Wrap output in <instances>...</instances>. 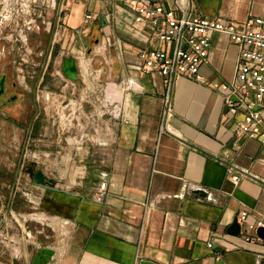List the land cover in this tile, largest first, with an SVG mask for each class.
I'll use <instances>...</instances> for the list:
<instances>
[{"label":"crops","instance_id":"1","mask_svg":"<svg viewBox=\"0 0 264 264\" xmlns=\"http://www.w3.org/2000/svg\"><path fill=\"white\" fill-rule=\"evenodd\" d=\"M59 1L46 25L54 31L47 62L58 41L66 49L80 44L81 37L86 45L95 38L92 55L106 64L98 72L105 70L113 79L105 99L121 90L115 101L119 114L96 139L92 136L77 176L56 179L41 171L54 184L34 182L41 195L28 202L40 212L22 217L44 222L59 235L46 243L22 229V239H8L25 246L14 256L17 263H263V239L249 242L245 232L228 234L241 212L248 214V224L264 222V144L240 132L243 114L228 113L226 93L214 88L236 81L238 48L225 36L212 37L199 75L176 80L175 115L167 132L161 126L167 83L160 75H140V53L151 45L123 0ZM194 6L205 16L240 26L251 17L264 18V0H195ZM89 91L94 98V88ZM261 113L264 119V108ZM241 172L248 176L233 182ZM102 183L107 189L101 199ZM18 197L10 194L5 203L19 210ZM5 203L0 195V210ZM4 223L0 219V235Z\"/></svg>","mask_w":264,"mask_h":264},{"label":"rangeland","instance_id":"2","mask_svg":"<svg viewBox=\"0 0 264 264\" xmlns=\"http://www.w3.org/2000/svg\"><path fill=\"white\" fill-rule=\"evenodd\" d=\"M30 1L10 0L8 3L10 8L28 11ZM49 1L37 0L35 6L31 5L33 10L43 12L47 22L55 17L53 9L60 8L59 0ZM53 34L42 21L39 30L29 33L22 34L11 28L0 32V76L2 72L9 74L17 84V93L24 97V105L20 102L13 105L16 113H0V195L3 203L10 194L19 196V210L11 209L6 203L0 210V219L5 222V232L0 235V264H22L17 263L14 256L23 253L25 246L8 240L13 235L16 241L18 235L22 239V229L42 242L56 240L59 234L45 227L44 222H26L23 218H27L26 214L40 212L30 209L28 202H35L41 195L40 189L35 187L34 176L38 171L56 179L63 175L67 180L77 176L82 153L90 145L92 136L96 139L118 113L115 101L121 90L116 88L117 95L112 96L111 102L105 99L108 84L113 79L108 78L105 70L98 72L106 64L96 63L97 57L92 55L97 45L95 38L86 45L85 38L81 37L80 44L71 48L68 45L66 49L62 48L64 42L58 41L55 43L57 53L48 63L46 56ZM70 57L78 63V80L74 82L61 70L64 59ZM44 73L39 85V77ZM89 86L94 88V98L89 94ZM45 153H49L47 157Z\"/></svg>","mask_w":264,"mask_h":264},{"label":"built area","instance_id":"3","mask_svg":"<svg viewBox=\"0 0 264 264\" xmlns=\"http://www.w3.org/2000/svg\"><path fill=\"white\" fill-rule=\"evenodd\" d=\"M10 0H0V32L8 28L22 34L47 25L41 10H33L37 0H31L28 11L10 8ZM48 2H50L48 0ZM195 0H123L133 22L144 27L143 35L151 45L141 51L142 64L138 67L142 77L160 75L167 83L163 101L162 130L169 132L173 111V91L179 78H194L199 75L201 65L208 61L212 37L222 35L238 48L239 59L235 82L216 84L215 89L226 93L225 107L228 113H242L240 132L259 139L264 144V18L251 17L238 25L232 21L210 18L198 12ZM92 19V16H88ZM135 84L131 82L133 87ZM248 174L241 172L232 176L237 182ZM99 198L106 193V183L100 184ZM248 214L241 212L237 223L245 232L247 241L258 240L254 235L264 229V222L246 223ZM247 232L250 235H247ZM213 243H209L212 247ZM257 264L262 262L257 261Z\"/></svg>","mask_w":264,"mask_h":264},{"label":"water","instance_id":"4","mask_svg":"<svg viewBox=\"0 0 264 264\" xmlns=\"http://www.w3.org/2000/svg\"><path fill=\"white\" fill-rule=\"evenodd\" d=\"M62 72L64 73V76L74 82L78 80V67H77V63H76V59L70 57L69 59H65L62 65ZM37 174L34 176V181L42 186L45 187H52V185L54 184V180L53 179H48L46 177V175L44 173H42L41 171L36 172ZM241 232V226L239 223L234 222V224L229 227L228 229V234L232 235V236H236L239 235ZM257 235L258 237H260L261 239L264 240V229H259L257 231ZM264 264V262L262 263Z\"/></svg>","mask_w":264,"mask_h":264},{"label":"flooded vegetation","instance_id":"5","mask_svg":"<svg viewBox=\"0 0 264 264\" xmlns=\"http://www.w3.org/2000/svg\"><path fill=\"white\" fill-rule=\"evenodd\" d=\"M77 67H78V64H77ZM17 92H18V88H17L16 82L12 80L9 74L2 72L0 76V113L9 112V114L11 113L14 114L16 113V110H13L14 104H16L17 102L18 103L20 102L21 104L24 105V102H23L24 97L18 94ZM36 118H38V116Z\"/></svg>","mask_w":264,"mask_h":264}]
</instances>
